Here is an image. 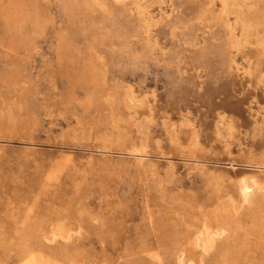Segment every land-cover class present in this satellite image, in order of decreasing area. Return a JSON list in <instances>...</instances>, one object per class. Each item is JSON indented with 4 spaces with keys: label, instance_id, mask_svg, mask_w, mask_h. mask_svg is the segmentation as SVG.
<instances>
[{
    "label": "rangeland",
    "instance_id": "1",
    "mask_svg": "<svg viewBox=\"0 0 264 264\" xmlns=\"http://www.w3.org/2000/svg\"><path fill=\"white\" fill-rule=\"evenodd\" d=\"M38 1L26 52L0 16V264L60 221L71 238L47 245L77 264H179L182 206L264 183V66L246 26L257 16L264 39V0ZM262 205L241 242L221 241L238 264H264ZM213 254L182 262L219 264Z\"/></svg>",
    "mask_w": 264,
    "mask_h": 264
},
{
    "label": "bare ground",
    "instance_id": "2",
    "mask_svg": "<svg viewBox=\"0 0 264 264\" xmlns=\"http://www.w3.org/2000/svg\"><path fill=\"white\" fill-rule=\"evenodd\" d=\"M10 1V0H8ZM7 1V4H8ZM96 1V0H95ZM227 1V0H226ZM229 1V0H228ZM231 1V0H230ZM241 1V0H240ZM244 1V0H243ZM255 1V0H254ZM91 2V1H90ZM215 2V1H214ZM222 2V1H221ZM220 2V3H221ZM237 2V1H236ZM245 2V1H244ZM138 3V2H137ZM231 3V2H230ZM260 3V2H259ZM97 4V3H96ZM234 4V3H233ZM244 4H249V2L244 3ZM242 3V5H244ZM252 4V3H251ZM39 5V1L38 0H20L16 3L15 0L11 1V4L9 3L8 5H6L4 3V1L2 0L0 3V16H2L3 18H6L7 20V24H9V26L12 29V38H13V44L15 45V48H19L18 50L23 49V51L28 50L29 48H31L35 43L33 42V36L35 37V35H33V30L34 28L36 29L35 26L38 25L37 20L35 21V17L37 14V8ZM235 5H237L235 3ZM225 6V5H224ZM228 6V5H227ZM245 6V5H244ZM247 6V5H246ZM90 7V6H89ZM139 7V6H138ZM243 7V6H242ZM241 7V9H242ZM141 8V7H140ZM227 8V7H226ZM232 8V7H231ZM259 8V5H258ZM40 9V8H39ZM245 7L243 8V11L245 12L246 10H244ZM261 9V8H260ZM88 10V8H87ZM237 11V10H236ZM248 11V10H247ZM262 11V10H261ZM254 12V11H253ZM252 12V13H253ZM257 12V11H256ZM209 13V12H208ZM220 13V12H219ZM246 13V12H245ZM40 14V13H39ZM243 14V13H242ZM201 15V14H200ZM228 15V14H226ZM230 15V14H229ZM234 15V14H233ZM244 15V14H243ZM241 15V16H243ZM253 15V14H252ZM85 16V15H84ZM226 17V16H225ZM247 17V16H246ZM38 18V17H37ZM42 18V16H41ZM78 18V17H77ZM242 18V17H241ZM1 19V18H0ZM40 19V17L38 18V20ZM79 19V18H78ZM222 19V18H221ZM235 19V18H234ZM257 16L253 17V21H251V23L249 25L248 22L246 24V26H249V30H251V32H254L252 41L256 44H258L259 47V61H258V70L257 72H262L263 70V66H264V39L263 37H260L259 32L254 31L256 28V22H257ZM41 20V19H40ZM39 20V21H40ZM216 20V19H215ZM218 20V19H217ZM3 21V20H1ZM220 21V19H219ZM218 21V22H219ZM225 21V20H224ZM234 21V20H233ZM262 21V20H261ZM4 22V21H3ZM2 22V23H3ZM6 22V21H5ZM86 22V21H85ZM200 22V21H198ZM217 22V23H218ZM37 23V25L35 24ZM75 23V22H74ZM99 23V22H98ZM40 24V23H39ZM76 24V23H75ZM83 24V22L81 23ZM86 24V23H85ZM234 24V23H233ZM262 24V23H261ZM99 25V24H98ZM235 25V24H234ZM233 25V26H234ZM241 25V24H240ZM264 25V24H263ZM40 26V25H39ZM39 26L37 28V30L39 29ZM87 26V25H85ZM79 27V26H78ZM96 27V25H95ZM94 27V28H95ZM101 27V26H100ZM231 27V26H230ZM242 27V26H241ZM244 28V26L242 27ZM247 28V27H246ZM246 28L244 29L246 31ZM9 29V28H8ZM70 29V28H69ZM80 29V28H79ZM101 29V28H100ZM234 28H231L230 30H233ZM236 29V28H235ZM94 30V29H92ZM10 31V30H7ZM5 31V32H7ZM78 31V30H77ZM91 31V30H90ZM38 32V31H35ZM210 32V31H209ZM243 32V30H242ZM256 32V33H255ZM262 32V31H261ZM100 33V31L98 32ZM244 33V32H243ZM246 33V32H245ZM9 34V33H8ZM7 34V35H8ZM75 34V33H74ZM86 34V33H85ZM239 34V33H238ZM249 34V33H248ZM10 35V34H9ZM8 35V36H9ZM247 35V34H246ZM251 35V37H252ZM230 36V35H229ZM235 37V36H234ZM11 38V37H10ZM103 38V37H102ZM6 40V39H5ZM9 40V38H8ZM231 40V39H230ZM234 40V39H233ZM3 42V41H2ZM9 42V41H8ZM235 42V41H234ZM70 43V42H69ZM68 43V44H69ZM96 44V42H94ZM3 44V43H2ZM62 44V43H61ZM67 44V45H68ZM72 44V43H71ZM70 44V45H71ZM229 44V43H228ZM4 45V44H3ZM6 45V43H5ZM10 45V44H9ZM63 45V44H62ZM65 45V44H64ZM12 46V45H11ZM69 46V45H68ZM93 46V45H92ZM35 47V46H34ZM38 46H36L35 49ZM67 47V46H66ZM100 47V46H99ZM243 47V46H242ZM9 48V47H8ZM33 48V47H32ZM31 48V49H32ZM64 48V47H63ZM92 48V47H91ZM98 48V47H97ZM237 48V47H236ZM244 48V47H243ZM14 49V47H13ZM16 49L14 50V52H16ZM12 50V48H11ZM97 50V49H96ZM37 51V50H35ZM26 52V51H25ZM13 53V52H12ZM17 54V53H16ZM13 54V55H16ZM253 60V58H252ZM258 60V59H257ZM256 60V61H257ZM94 63V62H92ZM245 63V62H244ZM22 64V63H21ZM20 64V65H21ZM25 66V64H24ZM235 66V65H234ZM22 67V66H21ZM77 67V66H76ZM96 67V66H94ZM251 67V66H250ZM248 68V67H247ZM88 69V68H87ZM94 69V68H93ZM96 69V68H95ZM95 69L93 70L95 73ZM90 70V69H89ZM88 70V71H89ZM246 70V69H245ZM83 71V70H82ZM81 71V72H82ZM86 71V70H85ZM238 71V70H237ZM242 71V69H241ZM248 71V69H247ZM92 72V70H91ZM99 72V71H97ZM251 72V71H250ZM86 73V72H85ZM247 73V72H246ZM92 77V75H94V73H89ZM102 74V73H101ZM242 74V73H241ZM90 75H88V77H90ZM262 75V74H261ZM97 76V74H95V77ZM100 76V75H99ZM98 76V77H99ZM85 77V76H84ZM83 77V78H84ZM94 77V76H93ZM93 77L91 79H93ZM94 77V78H95ZM97 77V78H98ZM103 77V76H102ZM101 77V80L102 79ZM87 78V77H86ZM100 78V77H99ZM90 79V80H91ZM262 79V78H261ZM260 79V80H261ZM84 80H86L84 78ZM89 80V79H88ZM87 81V80H86ZM95 81V79L93 80ZM93 81H88V83L90 82V84L93 83ZM92 82V83H91ZM103 82V81H102ZM101 82V83H102ZM105 82V81H104ZM263 82V81H262ZM97 85L99 84V81L96 82ZM94 83V84H95ZM96 85V84H95ZM103 85V84H102ZM100 85V86H102ZM99 86V85H98ZM96 88H98L96 86ZM95 88V89H96ZM94 90V89H93ZM92 90V91H93ZM100 90V89H99ZM102 90V89H101ZM99 92H102V91ZM103 93V92H102ZM92 97L94 96L95 99L97 96V93L94 95L93 93H91ZM99 95V94H98ZM132 95H130L131 97ZM91 98V101L89 100V102L93 103V99ZM129 96H127L129 103H131V106H133L134 104L136 105V103H144L142 100H137L134 97L130 98ZM143 98V97H142ZM102 102V101H101ZM90 103V104H91ZM97 103V102H96ZM98 105V104H97ZM148 114V112H147ZM150 115V114H149ZM147 116V115H146ZM149 117V116H147ZM180 127V125H179ZM173 131V130H172ZM229 131V130H228ZM194 138V137H193ZM196 138V137H195ZM196 140V139H195ZM197 142V141H196ZM195 143V142H194ZM129 144V143H128ZM135 146V145H134ZM194 146V145H193ZM137 150V149H136ZM140 150V149H139ZM133 151V150H132ZM264 151V150H263ZM134 155V154H133ZM140 155V153L138 154ZM264 155V154H263ZM137 156V154H136ZM194 156V155H193ZM135 157V156H134ZM262 157V155H261ZM194 158V157H192ZM198 158V157H196ZM141 160V159H140ZM194 160V159H193ZM198 160V159H197ZM251 161V160H250ZM258 161V160H257ZM255 161V162H257ZM259 164L262 165L264 164V158L262 157L261 160L259 159ZM232 162V161H231ZM248 162V161H247ZM139 163V161H138ZM203 163V162H202ZM233 163V162H232ZM246 163V162H245ZM249 163V162H248ZM247 164V163H246ZM60 165V164H58ZM58 165H54L57 166L58 168H56L52 173H50V175L47 176L46 178V183L50 184L51 182H53V180L55 181V179L58 177L59 172H60V167ZM231 165V164H230ZM254 165V163H253ZM259 165V166H260ZM61 166V165H60ZM194 167V166H193ZM218 167V166H217ZM63 168V167H61ZM201 168V167H200ZM204 168V167H203ZM226 168V167H225ZM247 168V167H246ZM260 169V168H259ZM53 170V169H52ZM51 170V171H52ZM205 170V169H204ZM62 171V170H61ZM257 171V170H256ZM259 171V170H258ZM47 173V174H49ZM58 174V175H57ZM214 174V173H213ZM264 174V172H263ZM204 175V174H203ZM258 175V174H257ZM231 176V175H230ZM249 175H247L248 177ZM56 177V178H54ZM239 177V176H238ZM257 177V176H256ZM260 177V176H259ZM209 178V177H208ZM211 179V178H210ZM253 179V178H251ZM251 179L248 178H241L239 180H237L235 183L230 184L228 186V188H226L227 192H228V196L229 199H227L226 202L225 199L221 200L223 202L216 205L215 208H210L209 206H203L198 202V199H194L195 201H191L187 206H182V211H186V222L184 225V228L182 230V233L180 234L181 237V241L178 242L180 247L178 249V254L181 257L182 261L184 260V258L188 259L189 262H194L195 256L198 257H208L209 254L211 253H216L217 254H213L216 256V258L214 257L213 260H217V262L219 264H238V260L240 255L235 252V250H232L231 248H229V246L227 245L225 247H223V245H221V241L223 240V238L225 236H235L237 237L239 232L242 231L243 233L245 232V230H243L244 227V221L246 219L245 215L247 212H251L250 211V207H256L258 202L262 203L264 202V183L263 182H256V181H252ZM235 180V179H234ZM258 180V179H257ZM215 181V180H214ZM218 181V180H217ZM231 181V180H230ZM218 183V182H217ZM217 183H215L217 185ZM223 185V184H222ZM218 186V185H217ZM216 189L217 192L220 194L219 191H221L222 189L220 187H217ZM224 186V185H223ZM225 190V191H226ZM222 193V191H221ZM217 196V195H216ZM223 197V196H222ZM220 198V195L219 197ZM186 199V198H185ZM215 200V199H214ZM184 201V200H183ZM188 201V198H187ZM217 201V202H219ZM186 202V200H185ZM209 201H207L208 203ZM215 202V201H214ZM211 204V203H210ZM264 206V205H262ZM178 210V209H177ZM181 210V209H180ZM178 210V211H180ZM252 210V209H251ZM254 210V208H253ZM256 211V210H255ZM262 211V210H261ZM253 212V211H252ZM251 212V213H252ZM254 213V212H253ZM178 214V213H177ZM258 214V213H257ZM253 215V214H252ZM179 216V215H178ZM256 216V214L254 215ZM253 216V217H254ZM260 216V215H259ZM29 216L27 215L26 218H28ZM252 218V216H250ZM262 218V217H261ZM255 219V218H254ZM264 219V218H263ZM253 220V219H252ZM259 220V219H257ZM249 221V220H248ZM256 221V220H255ZM264 222V221H263ZM56 225H52L49 232H48V236L45 235V237L43 238V236L41 237V235H37L34 238V242H32L33 246H29V248L27 247L23 252L22 255H20L19 257V263L18 264H77V261L75 262L74 260H72L70 257H68L65 253L62 252V250L60 249H53L52 247H50L49 245H47V243L49 242H57L58 239L60 238L61 240H69L72 236V232L75 229V226L73 227H67L64 221H60V222H56ZM67 223V222H66ZM246 223V222H245ZM251 223V222H250ZM73 224V223H72ZM255 224V223H254ZM48 225V224H47ZM68 225V223H67ZM70 225V223H69ZM71 226V225H70ZM255 226V225H254ZM253 226V227H254ZM258 226V225H256ZM252 227V226H251ZM74 228V229H73ZM246 228V227H245ZM256 228V227H255ZM43 229V228H42ZM247 229V228H246ZM254 229V228H253ZM258 229V228H256ZM77 230V229H76ZM259 230H261L259 228ZM262 231V230H261ZM260 232V231H259ZM264 232V231H263ZM76 233V232H74ZM179 236V234H177ZM246 236V235H244ZM239 238V242L240 241V237L241 234L238 236ZM243 237V234H242ZM228 241V240H227ZM237 241V242H238ZM233 244V243H232ZM235 245V244H233ZM232 245V246H233ZM239 245V243L237 244ZM234 247V246H233ZM236 247V246H235ZM239 248V246H237ZM241 247V246H240ZM160 252V250H158ZM240 252V251H239ZM243 252V250H242ZM154 253V252H153ZM162 253V252H161ZM176 254V251H175ZM156 256L158 255L155 254ZM201 255V256H200ZM213 255L211 256V258L213 257ZM244 255V254H243ZM154 256V255H153ZM155 256V257H156ZM159 256V255H158ZM160 257V256H159ZM176 259V258H175ZM178 259V258H177ZM205 259V258H204ZM203 259V260H204ZM242 259V258H241ZM160 260V258H159ZM200 260V259H199ZM202 260V261H203ZM207 260V259H205ZM212 260V261H213ZM163 260H161V264ZM180 261V259H178V263L179 264H183V262ZM186 261V260H185ZM156 262V261H155ZM200 262V261H198ZM208 262V261H207ZM159 263V261L157 262ZM187 263V262H186ZM188 264V263H187ZM191 264V263H190ZM193 264V263H192ZM201 264V262H200ZM212 264V263H211Z\"/></svg>",
    "mask_w": 264,
    "mask_h": 264
}]
</instances>
